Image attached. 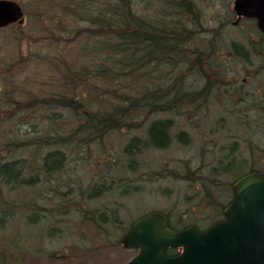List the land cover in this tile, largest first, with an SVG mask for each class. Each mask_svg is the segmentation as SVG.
I'll return each mask as SVG.
<instances>
[{
    "label": "trees",
    "instance_id": "16d2710c",
    "mask_svg": "<svg viewBox=\"0 0 264 264\" xmlns=\"http://www.w3.org/2000/svg\"><path fill=\"white\" fill-rule=\"evenodd\" d=\"M37 3L45 7L52 3L47 6L53 10L47 18L50 23L60 25V29L46 28L43 41L57 35L69 48L67 53L62 52V45L58 54L55 50L31 54L28 48L33 51L31 44L39 41L37 37L24 35L25 41L14 46L16 52L0 58V125L5 127L3 138L0 136V225L5 215L11 213L36 220V206L32 204L36 196L34 186L41 182L42 174L45 181H51L68 172L69 150L81 158L79 164L96 168L98 177L94 176L86 189L78 190L86 198L108 189L110 192L116 179L127 182L115 178L110 169L117 163L135 161L133 155L138 146L166 148L171 143L170 136L180 143L188 141L184 130L172 135L169 132L173 122L169 115L178 109L186 116L191 115L192 123L201 126V134L202 130L220 134L217 139H206L200 144L194 168L185 167L196 190L191 189L193 195L184 194L182 200L203 206L179 213L176 218L181 226L170 221L172 228L191 223L201 227L199 220L212 223L222 218V210L232 198L233 180L248 171L264 175V39L254 27L239 26L237 30L245 37L241 40L225 39L221 28L228 23L214 26L206 23L197 0H37ZM64 13L77 14L83 23L81 28L74 26L69 39L62 37L66 30ZM75 60L77 69L73 65ZM188 69L192 80H187L189 84L193 82L190 87L184 75ZM53 72L58 73L60 84L75 89L71 96H65L64 89L58 91V87H54L51 96L42 92L43 86L52 85ZM90 76L103 78L106 88L101 91L94 86L77 91L79 82ZM43 104L64 106L65 118L58 109H48L42 114ZM154 111L167 115L150 119L146 125L144 117ZM135 120H143L145 136L134 135L113 155L107 153L104 149L107 135L134 128ZM206 153L210 161L203 163ZM58 182L60 185L55 182L43 188L42 197L47 202V198L53 199L60 193L65 203H71L72 187L61 185V179ZM20 186H31L34 192L17 198L14 193ZM121 187L129 189V185ZM51 204L48 208L54 213H61L66 205L61 200ZM80 204H75L72 210L79 211L83 220L87 218L108 238L112 220L119 219L116 208L89 205L83 208ZM26 206L30 209L27 213ZM169 212L168 209L165 214L170 219ZM120 223L116 222V229L126 231L129 225ZM178 252L177 248L165 250L167 255ZM1 254L4 259L6 254Z\"/></svg>",
    "mask_w": 264,
    "mask_h": 264
},
{
    "label": "rangeland",
    "instance_id": "374dc122",
    "mask_svg": "<svg viewBox=\"0 0 264 264\" xmlns=\"http://www.w3.org/2000/svg\"><path fill=\"white\" fill-rule=\"evenodd\" d=\"M17 1L21 4L24 11L25 23L22 26L13 24L12 26L0 29V58L7 57L16 52L17 49L14 46L25 41L26 38L24 35L37 37L39 41L31 44L34 50L31 51L29 47L28 53L40 55L50 50H55L54 53L58 54L62 50V45L64 46L62 52L67 53V49L69 48L65 47L67 43L64 40L59 41L57 35L52 39L43 41L46 38L44 32L46 28L49 29L50 27L56 26L60 29V25L50 23V19L47 18L48 12L53 11L51 8H47V6L49 5L51 7L52 3L47 4L45 7V5L38 4L37 0ZM230 2L231 0H197V4L203 15L201 18L206 23L209 22L211 26L219 24V22H223L222 25L225 24V21L228 23L229 20L234 19L229 11ZM38 11L41 14H38ZM64 14L67 17L65 23L66 30L62 37L69 39V34L74 30V26L81 28L83 23L78 19L77 14L73 16L68 13ZM228 24L222 26L224 28H221L225 39L233 37L241 40L245 38L243 32L237 30L239 26L244 27L243 23L235 26H231V23ZM245 25L251 27L250 24ZM222 49H225V46ZM73 65L75 69L79 68L76 60L73 62ZM51 75L54 78L52 79V85L47 84L43 86L44 89L42 90L46 96L54 94V87H58V91L64 89L63 94L67 97L74 93L75 89L60 84L58 81L59 78L57 77L58 73L56 75L53 72ZM184 75L186 76L187 85L189 87L192 86L193 82L189 84L190 81L187 80L191 79L190 70H185ZM94 86H97L102 91L103 88H106L104 79L90 76L79 82L77 91L82 88H91ZM63 107L54 104H43L41 105V111L42 114H45L48 109H58L61 110L64 116L63 118H65L66 111ZM178 110L179 113L175 110L174 114L169 115L173 119L169 132L172 135L179 130H184L188 136V141L180 143L173 136H170L171 143L166 148L138 146L133 155L135 161L131 163L128 161V164L120 163L118 165L117 163V165H113V168L111 167L110 172L115 178L120 177L127 182H121L122 180L119 181L116 179L113 182V187L110 192L109 189L105 190L98 196L91 197V199L86 198L87 196L80 191V193L78 192L80 189H86L89 182L94 179L93 177L95 176L96 178L98 175L94 172L96 168L79 164L78 162L81 158L70 150L66 156L68 163L66 166L69 168L68 172L62 173L60 179L63 183L61 185H69L73 189L72 193H70L72 197L71 203H65L60 193L55 195L53 199L47 198V203L42 197L43 192L41 190L43 188L45 189L46 186L51 187L55 182L60 185L58 182L60 179L45 181L44 174L41 173V182L34 186L36 196L32 203L33 206H36V209L39 205L40 217L36 218V222L25 218L24 214L18 217L19 214L15 216L11 213L9 216L12 215V217L5 218V221L0 225V250L3 251L0 252V264H123L136 251L123 248L121 243L117 242L125 231L121 232L117 230L116 222L120 223L121 221L120 224L123 226L130 225L135 218L149 210H159L166 213L169 209L170 221L177 226H181L176 218L179 213L183 214L185 211H193L195 208H201L203 206L201 203L193 206L191 201L186 203L182 200L184 194L188 196L190 194L193 195L191 189L194 192L196 190V185L192 184V180L188 178L185 167L187 166L189 169L194 168L193 166H196L198 162L196 159L200 155V144H204L206 139L207 141L217 139L216 136H219L220 133L215 130L212 132L202 130L201 134L199 131L201 126L192 123L191 115L187 113L188 115L186 116L183 112H180V109ZM166 115V113L154 111L146 115L144 121L147 125L150 119L162 118ZM70 116H72V113ZM135 122L137 124L134 128H123L115 132L111 131L107 135L104 141V149L106 148L107 153L113 155L116 150L123 148L127 139H130L134 135L145 136L146 126H144L143 120H135ZM42 124H44V120L41 121ZM48 128L49 130L51 129L50 126ZM4 132L5 127L2 128L0 125L1 137ZM44 148L38 150L39 153L43 152L42 150ZM21 154L22 152H19V155ZM126 159H128L127 156ZM207 161L209 162L210 160L206 153L203 158V163ZM122 184L129 185V189H122ZM4 190L10 192V194L12 193L7 188H4ZM32 192L34 191L31 186H20L16 189L14 195L18 198L29 195ZM49 192L47 191V193ZM75 194H77V198ZM59 200L66 205H63V211L61 213H54L48 207H51V202H59ZM78 203H81L80 205L83 208L87 205L101 208H116V216L119 219L116 222L112 220L108 238L98 228L94 227L92 223L88 222L87 218L83 220L84 216L79 211L72 210L71 207ZM44 206L47 207L45 210L43 209ZM67 208H70L72 211H68ZM25 210V213H27L30 209L26 206ZM185 221L183 220V222ZM198 223L201 227L210 224L207 221L201 220ZM53 226H56L57 229L50 230ZM1 253L6 254L4 259L1 258ZM52 253H54V256Z\"/></svg>",
    "mask_w": 264,
    "mask_h": 264
},
{
    "label": "water",
    "instance_id": "95a60500",
    "mask_svg": "<svg viewBox=\"0 0 264 264\" xmlns=\"http://www.w3.org/2000/svg\"><path fill=\"white\" fill-rule=\"evenodd\" d=\"M233 9L237 15L256 17L264 32V0H234ZM23 20L18 2L0 0V27ZM232 189L224 218L204 230L195 225L174 230L159 211L135 219L121 241L138 252L124 264H264V175L248 172ZM168 247H180V252L168 256Z\"/></svg>",
    "mask_w": 264,
    "mask_h": 264
},
{
    "label": "flooded vegetation",
    "instance_id": "af4514ba",
    "mask_svg": "<svg viewBox=\"0 0 264 264\" xmlns=\"http://www.w3.org/2000/svg\"><path fill=\"white\" fill-rule=\"evenodd\" d=\"M229 10H230V5H229ZM235 16V15H234ZM235 18H236V16L234 17V19L233 20H229V22L228 23H231L232 25H239L240 23H243L244 24V22H249L250 23V25H251V27H254L256 30H258V27H257V25H256V19L255 18H253V19H247V18H241V19H239L236 23H234L235 22ZM226 22V21H225ZM227 23V22H226ZM245 25V24H244ZM259 32V31H258ZM260 33V35H261V37L264 39V34H262L261 32H259ZM206 228V227H205Z\"/></svg>",
    "mask_w": 264,
    "mask_h": 264
},
{
    "label": "bare ground",
    "instance_id": "6f19581e",
    "mask_svg": "<svg viewBox=\"0 0 264 264\" xmlns=\"http://www.w3.org/2000/svg\"><path fill=\"white\" fill-rule=\"evenodd\" d=\"M36 203V202H35ZM37 204V203H36ZM38 205V204H37ZM39 205H38V208L36 209L35 208V212H36V217L35 218H38V217H40V211H39ZM9 217H11V216H9V215H5V217L4 218H9Z\"/></svg>",
    "mask_w": 264,
    "mask_h": 264
}]
</instances>
